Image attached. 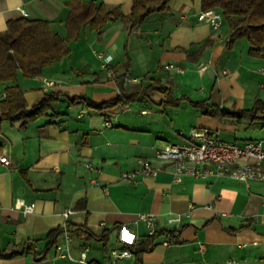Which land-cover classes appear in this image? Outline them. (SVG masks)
Masks as SVG:
<instances>
[{
	"label": "crops",
	"instance_id": "1",
	"mask_svg": "<svg viewBox=\"0 0 264 264\" xmlns=\"http://www.w3.org/2000/svg\"><path fill=\"white\" fill-rule=\"evenodd\" d=\"M68 1L0 0V32L8 20L26 17L48 20L52 33L63 38ZM82 1L124 14L132 6L131 0ZM201 10V0H171L167 10L149 14L130 33L121 21L107 23L100 34L83 27L69 43L70 54L42 74L25 77L18 70L16 82L28 108L45 94L56 97L45 113L0 122V155L8 160L0 163V264H86L78 260L85 248L88 264H135L133 256L113 262L109 251L119 245L121 224L136 233L135 244L145 237L142 214L154 217L158 236L141 264H264V180L189 174L176 180L173 165L155 157L157 148L186 143L193 127L238 144L264 143L260 112L225 113L250 109L257 98L264 101V56L250 55L244 37L228 44L224 19L212 29L197 19ZM80 42L111 53L109 67L97 56L100 65L78 48L73 51V43ZM71 55L78 59L74 66L68 64ZM164 61L185 70H167ZM151 71L159 76H135ZM195 73L209 84L198 87L205 93L199 100L186 90L194 89ZM157 81L167 84L168 94L149 89ZM8 84L0 82V116ZM120 84L129 99L103 109L93 106L120 95ZM198 101L217 109L204 113L193 103ZM139 160L159 171L122 178L140 167ZM16 199L34 203L33 211L16 208ZM173 217L179 220L170 221ZM67 224L89 234L70 231L72 259L60 257L55 246L38 256L21 252L29 239L37 240L36 252L43 250L45 234ZM105 231L106 248L99 239ZM62 242L63 234L57 243ZM13 251L20 253L6 256Z\"/></svg>",
	"mask_w": 264,
	"mask_h": 264
},
{
	"label": "trees",
	"instance_id": "2",
	"mask_svg": "<svg viewBox=\"0 0 264 264\" xmlns=\"http://www.w3.org/2000/svg\"><path fill=\"white\" fill-rule=\"evenodd\" d=\"M132 6L128 14H124L119 8L107 11L102 3L95 1L84 2L82 0L68 1V15L65 21L66 36L60 37L52 33L50 22L44 19H29L20 17L10 19L6 23L5 32H0V82H9L5 87V94L1 99L2 120L17 121L36 117L46 110L51 109V102L55 94H45L35 105L28 108L19 88L16 79L20 70L25 77H35L42 74L45 67L67 57L70 54L69 43L79 38L80 30L87 27L101 33L107 23L121 21L125 29L130 33L139 26L143 20L153 12H160L169 8L171 0H131ZM202 10L217 9L221 12L229 30L228 44L235 39L244 37L249 43L248 53L252 56H264V0H201ZM126 74H120V82L124 81ZM153 84L149 89H158L168 94L167 84ZM123 99H129V95L123 92L120 84V95L93 106L103 109L112 107ZM202 112L213 114L216 107L205 101L193 102ZM260 112L264 118V101L256 99L252 108L240 111L239 113L225 112L227 114H254ZM78 234H88L85 227H72L67 224L64 227L58 226L45 234L47 242L43 250L36 252L37 240L29 239L23 243L21 252H33L38 256L58 242L64 229ZM173 233V231H170ZM89 235V234H88ZM158 232L152 235L146 234L138 243L131 247L135 264H141L143 253L152 250L156 244ZM108 233L105 231L100 236L103 240V247L107 246ZM28 245V246H26ZM20 251H13L6 256L19 254ZM0 254H2L0 252Z\"/></svg>",
	"mask_w": 264,
	"mask_h": 264
},
{
	"label": "built area",
	"instance_id": "3",
	"mask_svg": "<svg viewBox=\"0 0 264 264\" xmlns=\"http://www.w3.org/2000/svg\"><path fill=\"white\" fill-rule=\"evenodd\" d=\"M197 19L207 22L212 29H218L223 17L219 10L213 8L199 11ZM96 56L101 59L102 67L105 69L109 67L113 58L111 53L106 52H98ZM165 68L179 73H183L185 70L183 66L174 63H168ZM105 124H109L108 119L105 120ZM155 157L173 165L176 180L185 174L199 178L227 176L244 183H249L252 180H264V143L258 139H250L238 144L233 141L221 140L208 129L193 127L187 133L186 143L166 144L157 148ZM243 158L249 161L242 162ZM7 162V158L0 155V163ZM139 163L140 167L137 170L132 173L124 172L121 177L129 178L138 173L155 175L159 171V168L149 160H139ZM85 166L91 168L90 163H86ZM14 206L24 213H30L33 211L34 203H25L22 199H16ZM141 216L146 223L147 234H154L156 232L154 217L151 214H142ZM177 220L179 217L170 219V221ZM101 224L104 225V222ZM117 241L119 245L109 251L112 261L116 262L132 257L131 247L135 244L136 233L127 225L121 224L117 229ZM70 242V231L65 228L63 242L55 245L60 257L72 259ZM86 251L87 248L81 252L78 260L88 264Z\"/></svg>",
	"mask_w": 264,
	"mask_h": 264
},
{
	"label": "rangeland",
	"instance_id": "4",
	"mask_svg": "<svg viewBox=\"0 0 264 264\" xmlns=\"http://www.w3.org/2000/svg\"><path fill=\"white\" fill-rule=\"evenodd\" d=\"M226 23V22H225ZM226 24H224V27H227V25L225 26ZM119 36V35H118ZM116 40L118 41V42H120V38L119 37H116ZM77 48L80 50V52H79V54H84L85 56L86 55H91L92 56V58H94V61L98 64V65H100V62H99V60H98V58L96 57V54L98 53V52H100L99 50V48H96V46L94 47H92V45H87V44H85V43H83V42H80V43H73V45H72V50L74 51V50H77ZM102 51H104L105 49H101ZM136 53V52H135ZM134 56V55H133ZM136 56V55H135ZM87 59H90V57H87ZM77 58L75 57V58H73L72 57V55H71V57H69V60H68V64H70V65H72V66H74V64H76V62H77ZM169 62H167V61H164V63H163V66H166L167 64H168ZM172 63H174V64H178V63H176V62H172ZM180 65V64H179ZM183 66V65H182ZM136 67V66H135ZM135 67H134V69H135ZM138 70V69H137ZM136 70V71H137ZM190 70L191 69H189V70H187L186 71V74H184V77L186 76V75H189V72H190ZM133 74V73H132ZM134 74H137L136 72L134 73ZM197 74L195 73V75H194V77H196V78H194V79H196V80H194V81H192V82H190V85H194L195 87H192V88H194V89H186L187 91H189L190 93V95H191V98H193V99H195V100H199V99H202L203 98V96H204V94L205 93H203L202 91H199V86L200 85H203V86H207V85H209L208 83H207V81H206V76H204V79H200L199 78V76L197 75ZM136 76V78H139V79H141V80H143L145 77L147 78V79H149L150 77H156V76H159V75H157V72L156 71H154V72H149V73H142V74H137V75H135ZM180 77H183V76H180ZM183 104H186L185 102H183ZM254 138H256V137H254Z\"/></svg>",
	"mask_w": 264,
	"mask_h": 264
}]
</instances>
